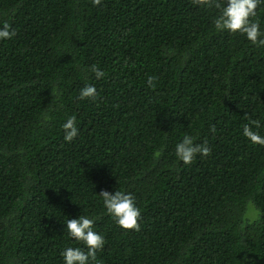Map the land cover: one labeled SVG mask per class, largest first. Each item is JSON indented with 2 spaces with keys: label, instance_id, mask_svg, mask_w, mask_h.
Wrapping results in <instances>:
<instances>
[{
  "label": "trees",
  "instance_id": "16d2710c",
  "mask_svg": "<svg viewBox=\"0 0 264 264\" xmlns=\"http://www.w3.org/2000/svg\"><path fill=\"white\" fill-rule=\"evenodd\" d=\"M218 15L196 0H0L16 33L0 42V264H63L84 248L64 224L81 215L104 237L98 264H264V146L243 136L251 120L264 136V46L217 32ZM256 19L264 31V5ZM185 134L210 154L179 161ZM105 190L134 196L138 231L107 214Z\"/></svg>",
  "mask_w": 264,
  "mask_h": 264
},
{
  "label": "clouds",
  "instance_id": "9594fccd",
  "mask_svg": "<svg viewBox=\"0 0 264 264\" xmlns=\"http://www.w3.org/2000/svg\"><path fill=\"white\" fill-rule=\"evenodd\" d=\"M93 6H100L102 0H91ZM201 6H215L219 15L214 20V28L217 32L241 34L253 45L264 46V31H261L260 21L256 19L257 9L264 5V0H196ZM16 33L11 30V25L4 23L0 26V42L14 38ZM92 72L97 79L104 77L105 73L96 66ZM147 84L155 87V77H149ZM97 89L91 85H85L79 94L81 100L95 99ZM45 119H49L46 115ZM262 125L257 120H251L243 126V136L253 145L264 146V136L256 129ZM64 140L71 143L79 134L76 126V117L67 118L63 124ZM212 131H215L213 128ZM210 154L207 143L199 144L194 138L185 134L182 140L175 146L177 159L185 165L193 163L197 155L206 157ZM102 198L104 209L114 222L124 230H139L141 210L137 206L135 198L130 193L116 190L114 193L103 191L99 195ZM94 217L81 215L79 218L67 219L64 223L69 239L82 243L84 248L66 247L61 252L63 264H93L97 261V253L104 248V237L93 230ZM247 257L241 264H246Z\"/></svg>",
  "mask_w": 264,
  "mask_h": 264
}]
</instances>
